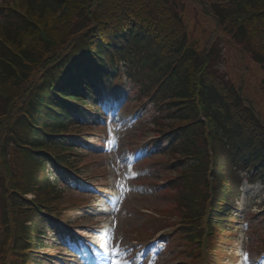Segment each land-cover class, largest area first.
Here are the masks:
<instances>
[{
  "label": "trees",
  "instance_id": "1",
  "mask_svg": "<svg viewBox=\"0 0 264 264\" xmlns=\"http://www.w3.org/2000/svg\"><path fill=\"white\" fill-rule=\"evenodd\" d=\"M191 1L259 68L258 80L230 82L217 66L218 34L192 37L177 0L1 5L0 264H47L35 255L47 235L41 212L60 210L62 196L47 168L72 167L71 126L94 109L96 85L109 91L124 75L152 98L154 133H167L161 153L177 171L168 188L181 234L192 244L203 226L212 241L234 230L241 173L264 179V0Z\"/></svg>",
  "mask_w": 264,
  "mask_h": 264
},
{
  "label": "rangeland",
  "instance_id": "2",
  "mask_svg": "<svg viewBox=\"0 0 264 264\" xmlns=\"http://www.w3.org/2000/svg\"><path fill=\"white\" fill-rule=\"evenodd\" d=\"M0 1L2 5H6L13 0ZM177 1L182 6L183 19L192 37L200 42H209L214 33L218 34L220 39L217 40V48L221 52L215 54L217 66L222 73L227 74L230 82L238 85L245 81L253 83L258 80V68L246 55L238 51V46L223 31L216 28L210 19L203 17L191 0ZM131 87L132 83L123 84L121 93H113L110 100L107 99L109 95L103 96L105 105L115 104L116 107L112 116L102 112L97 114L102 125L91 121V129L75 130L89 139L86 141L88 143L83 141V145H80L85 151L80 154V161L73 167L81 173L80 178L85 183L74 184L71 189L68 185L63 188L58 183H64L67 175L52 173L56 185L63 190L60 206H66L57 211L63 224L58 220L53 222L62 225L60 230L67 228L69 233L71 230L85 232L80 237L83 242L91 237L96 245L111 247L112 264H125L136 252L133 249L129 257H125L129 252L128 248L138 247V244L157 236L158 242L144 249V260L153 264H193L190 246L186 240L173 237L175 231L167 232L168 240L161 236L163 231L180 228L173 189L168 188L169 180L176 175V171L166 164L158 163L157 160L161 158L167 159V156L159 153L149 159L146 157L134 162L148 154L145 153L146 148L155 137L151 115L146 113L139 117L143 109L138 108L135 103L137 96ZM247 95L254 97L251 91ZM100 99L99 93L98 101ZM146 102L149 100H145ZM259 102L264 105V98H259ZM153 105L154 103L150 107ZM130 113L132 116H128ZM154 150L156 149L148 152ZM241 190L242 196L238 205L241 229L239 233L226 237L225 241H229V244L224 247L230 252L229 256H224L227 257L228 264H257L252 256L259 250L264 253V183L259 180L254 183L244 180ZM52 228L49 239L55 234L57 226ZM159 228L165 230L160 231ZM71 238L72 235H68L61 240L70 241ZM1 240L0 237V242ZM159 243H163L164 247H158ZM45 254L46 260L51 261L48 252ZM78 257L79 255L73 258L67 253L63 254L59 247V252H55L52 258H58L60 262L64 259L67 264H83ZM225 260L226 258L223 259Z\"/></svg>",
  "mask_w": 264,
  "mask_h": 264
}]
</instances>
